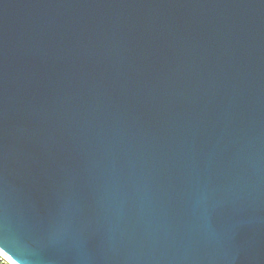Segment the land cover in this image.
<instances>
[{
	"label": "water",
	"instance_id": "water-1",
	"mask_svg": "<svg viewBox=\"0 0 264 264\" xmlns=\"http://www.w3.org/2000/svg\"><path fill=\"white\" fill-rule=\"evenodd\" d=\"M0 249L264 264V0H0Z\"/></svg>",
	"mask_w": 264,
	"mask_h": 264
},
{
	"label": "built area",
	"instance_id": "built-area-1",
	"mask_svg": "<svg viewBox=\"0 0 264 264\" xmlns=\"http://www.w3.org/2000/svg\"><path fill=\"white\" fill-rule=\"evenodd\" d=\"M0 263L1 264H12L4 255L0 253Z\"/></svg>",
	"mask_w": 264,
	"mask_h": 264
},
{
	"label": "snow or ice",
	"instance_id": "snow-or-ice-1",
	"mask_svg": "<svg viewBox=\"0 0 264 264\" xmlns=\"http://www.w3.org/2000/svg\"><path fill=\"white\" fill-rule=\"evenodd\" d=\"M4 250L3 249H0V252H3Z\"/></svg>",
	"mask_w": 264,
	"mask_h": 264
},
{
	"label": "rangeland",
	"instance_id": "rangeland-1",
	"mask_svg": "<svg viewBox=\"0 0 264 264\" xmlns=\"http://www.w3.org/2000/svg\"><path fill=\"white\" fill-rule=\"evenodd\" d=\"M1 264V263H0Z\"/></svg>",
	"mask_w": 264,
	"mask_h": 264
}]
</instances>
